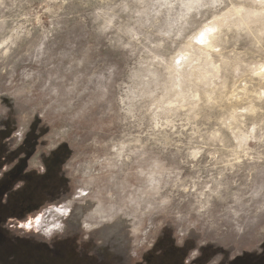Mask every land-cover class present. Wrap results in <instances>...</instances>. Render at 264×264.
<instances>
[{
    "label": "rangeland",
    "instance_id": "obj_1",
    "mask_svg": "<svg viewBox=\"0 0 264 264\" xmlns=\"http://www.w3.org/2000/svg\"><path fill=\"white\" fill-rule=\"evenodd\" d=\"M1 148L0 264H264V0H0Z\"/></svg>",
    "mask_w": 264,
    "mask_h": 264
},
{
    "label": "crops",
    "instance_id": "obj_2",
    "mask_svg": "<svg viewBox=\"0 0 264 264\" xmlns=\"http://www.w3.org/2000/svg\"><path fill=\"white\" fill-rule=\"evenodd\" d=\"M4 156H6V155H4V151L2 150V148L0 149V170H2V168L4 167V165H5V160L3 159V157ZM3 174V173H2ZM42 176V175H41ZM39 179V181H41L42 183H44V182H46L47 181V179H45L44 177H38ZM11 182H13L12 180H11V173L9 172V171H7L5 174H3V175H1L0 176V193H2V192H5V191H7V184L8 183H11ZM29 228H30V226H29ZM66 235H67V233H66ZM68 236V235H67ZM80 238H78V240L80 241L79 243H82L83 245H84V248H89L90 246V243H93V241H94V247H90V248H92L91 249V252H90V255L91 256H93V258H94V260L95 259H97V262L99 261V259H100V252H99V245L95 242V239H94V237H93V235H92V233H89V234H82V235H80L79 236ZM74 241V240H73ZM153 244H151V246H149L151 249H149V250H147V251H139V252H137V253H135L134 254V256L131 254V255H128L127 257H126V264H137L138 263V256H139V254L140 253H142V252H146L145 254H149V253H153V251H151L152 250V248H153V246H152ZM88 246V247H87ZM178 246V245H177ZM148 247V248H149ZM191 250V249H190ZM189 250V251H190ZM202 250L203 249H201V247L199 246V247H197V249L195 250L196 252L193 254L194 256H190V259H189V255H188V259L187 260H185V264H189L190 262L191 263H194V262H196V261H198L199 260V255H201V252H202ZM85 251L86 250H84V253H85ZM188 251V252H189ZM83 253V254H84ZM144 254V255H145ZM208 258H210V257H208ZM236 258H238L237 260H235V259H233V257H232V259H229V261L227 262V263H224V261L223 260H221L220 261V264H249V260H251V259H247V258H245L244 260H243V257H241V259H240V257L239 256H237ZM213 260V259H212ZM211 261V260H210ZM190 263V264H191Z\"/></svg>",
    "mask_w": 264,
    "mask_h": 264
},
{
    "label": "trees",
    "instance_id": "obj_3",
    "mask_svg": "<svg viewBox=\"0 0 264 264\" xmlns=\"http://www.w3.org/2000/svg\"><path fill=\"white\" fill-rule=\"evenodd\" d=\"M138 261H139V259H138ZM263 260H261V262H262ZM260 263V262H259ZM259 263H257V264H259ZM264 263V262H263ZM148 264H157V261H156V259H155V257L152 259V260H150V262L148 263ZM185 264V263H184Z\"/></svg>",
    "mask_w": 264,
    "mask_h": 264
},
{
    "label": "built area",
    "instance_id": "obj_4",
    "mask_svg": "<svg viewBox=\"0 0 264 264\" xmlns=\"http://www.w3.org/2000/svg\"><path fill=\"white\" fill-rule=\"evenodd\" d=\"M149 246H151V244Z\"/></svg>",
    "mask_w": 264,
    "mask_h": 264
}]
</instances>
